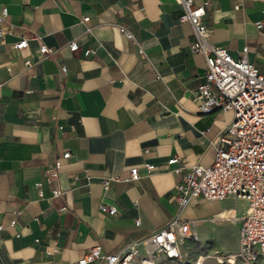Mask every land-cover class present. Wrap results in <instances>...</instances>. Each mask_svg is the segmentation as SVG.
Returning <instances> with one entry per match:
<instances>
[{"label": "crops", "instance_id": "1", "mask_svg": "<svg viewBox=\"0 0 264 264\" xmlns=\"http://www.w3.org/2000/svg\"><path fill=\"white\" fill-rule=\"evenodd\" d=\"M207 1L210 40L234 58L247 46L248 60L264 71V0ZM2 6L15 28L0 44V264H76L96 244L117 251L168 222L179 177L171 171L177 164L166 160L177 156L185 168L209 163L213 141L232 118L231 111L198 108L205 61L190 48V23L177 21L181 6L173 0H0ZM20 37L27 47L14 48ZM72 39L78 51L67 48ZM43 44L58 50L41 58ZM87 48L96 51L85 57ZM65 151L70 156L61 159L58 176L65 193L51 198L53 184L42 173ZM144 162L155 168L146 173ZM134 166L137 181L103 187L104 179H123ZM225 200L241 204L233 213L241 217L246 202L226 198L205 200L216 207L207 212L200 211L203 199H193L181 218L213 221L232 213ZM192 227L201 241L217 229ZM238 238L239 232L237 244ZM54 246L58 252L47 253Z\"/></svg>", "mask_w": 264, "mask_h": 264}, {"label": "built area", "instance_id": "2", "mask_svg": "<svg viewBox=\"0 0 264 264\" xmlns=\"http://www.w3.org/2000/svg\"><path fill=\"white\" fill-rule=\"evenodd\" d=\"M181 6L182 12L178 22H188L193 29L190 43L192 52L204 57V81L199 83L198 108L202 112L231 111V120L218 132L212 145L214 153L209 163L197 162L188 168L179 165V157L171 156L166 160L168 166L176 165L171 171L179 179L174 188L176 202L175 215L162 226L155 229L139 241H130L117 251L104 252L99 244L90 247L76 261V264H87L97 261L98 264H162L163 260L182 262L186 254L181 249L186 241L196 239L191 228L195 220H184L181 213L191 200H222L233 198L246 202V208L239 219L240 230L237 248L227 264H264V71L247 58L248 47L244 46L237 58L232 57L227 48L210 40L211 28L206 23V6L208 1L195 3L194 0H173ZM7 7L0 10V44L4 37L15 28L6 21ZM87 22L89 16H83ZM260 29L262 23L256 24ZM119 31L138 45L133 34L123 25ZM28 39L20 37L12 43L17 49L27 47ZM71 52L80 49L77 39L66 43ZM40 57L53 55L57 48L39 46ZM95 49L87 48L82 54L87 57L95 53ZM139 54H144L137 46ZM25 65H32L30 60ZM65 75L66 68L61 66ZM69 151L56 157L52 168H44L42 178L53 184L50 197H60L65 190L58 183L61 159L69 158ZM145 172H151L153 163L144 162ZM141 177L138 167H131L129 175L123 179L112 176L103 180L107 188L111 180L137 181ZM41 181L35 183L39 196L43 195ZM63 206L61 209H65ZM102 210L110 215L116 208L110 204H102ZM230 214V213H228ZM222 215L221 213L219 214ZM224 218V217H220ZM15 220L10 221L14 226ZM139 224V219L135 220ZM58 247L47 250V253L58 252ZM199 259L191 264H202ZM223 264V262H217Z\"/></svg>", "mask_w": 264, "mask_h": 264}, {"label": "rangeland", "instance_id": "3", "mask_svg": "<svg viewBox=\"0 0 264 264\" xmlns=\"http://www.w3.org/2000/svg\"><path fill=\"white\" fill-rule=\"evenodd\" d=\"M203 200L200 204V211L207 212L211 208L215 207L214 203L208 204V202H204ZM224 207H228V209H232V213H226L224 218H215L211 221L209 218L204 217L205 219L197 220L194 224L196 230H211L212 228L217 227L216 232L211 235V237L206 241H201L198 239L196 235V239L190 241V243H186L183 246V251L186 254L182 258V262H174L173 261H163L162 264H191L194 260L199 259L202 264H217V259L221 260L227 264L226 260L229 259V256H232L235 252L237 245V235L240 228V223L237 219L232 218V214L241 207L240 203H235L233 201H226L224 203ZM216 208V207H215ZM195 214H199L198 210H196ZM202 214V213H201ZM216 225V226H215ZM191 230L194 232L193 227ZM219 261V262H221Z\"/></svg>", "mask_w": 264, "mask_h": 264}, {"label": "bare ground", "instance_id": "4", "mask_svg": "<svg viewBox=\"0 0 264 264\" xmlns=\"http://www.w3.org/2000/svg\"><path fill=\"white\" fill-rule=\"evenodd\" d=\"M226 213H230V211H229V210H227V211H223V212H222V215L219 216V217H224V216H226ZM230 258L232 259V256H229V259H230ZM219 261H220V259H219V260L217 259V262H219Z\"/></svg>", "mask_w": 264, "mask_h": 264}]
</instances>
